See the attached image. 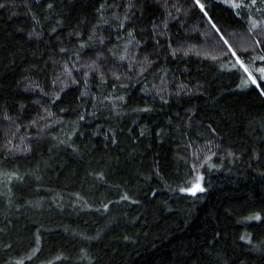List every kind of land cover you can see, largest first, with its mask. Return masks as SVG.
I'll use <instances>...</instances> for the list:
<instances>
[{"label":"trees","instance_id":"trees-1","mask_svg":"<svg viewBox=\"0 0 264 264\" xmlns=\"http://www.w3.org/2000/svg\"><path fill=\"white\" fill-rule=\"evenodd\" d=\"M0 264H264V0H0Z\"/></svg>","mask_w":264,"mask_h":264},{"label":"rangeland","instance_id":"rangeland-1","mask_svg":"<svg viewBox=\"0 0 264 264\" xmlns=\"http://www.w3.org/2000/svg\"><path fill=\"white\" fill-rule=\"evenodd\" d=\"M198 186H199V185L195 186L194 190L198 189Z\"/></svg>","mask_w":264,"mask_h":264}]
</instances>
